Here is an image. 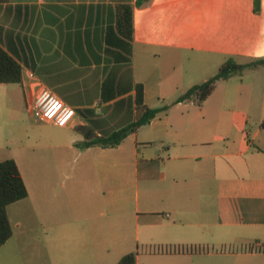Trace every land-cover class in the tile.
I'll list each match as a JSON object with an SVG mask.
<instances>
[{"label": "crops", "instance_id": "0c3cea01", "mask_svg": "<svg viewBox=\"0 0 264 264\" xmlns=\"http://www.w3.org/2000/svg\"><path fill=\"white\" fill-rule=\"evenodd\" d=\"M137 1L0 0V46L22 66L9 85L27 108L47 88L76 110L10 158L28 197L8 208L0 264H264V67L175 103L228 59L264 58V0ZM139 84L168 109L115 148H84L78 127L137 121Z\"/></svg>", "mask_w": 264, "mask_h": 264}, {"label": "trees", "instance_id": "16d2710c", "mask_svg": "<svg viewBox=\"0 0 264 264\" xmlns=\"http://www.w3.org/2000/svg\"><path fill=\"white\" fill-rule=\"evenodd\" d=\"M151 0H138L137 7H142ZM132 39V36H131ZM264 67V58L253 60L246 64H240L235 59H228L219 69V72L206 82L196 85L182 95L175 103L197 100L201 106L214 92L219 81L228 80L234 76H241L247 69ZM22 66L3 47L0 46V85L21 84ZM136 102L142 114L136 122L110 134L98 136L92 128L78 127L77 131L84 135L86 142L84 148L100 146L103 148H115L125 138L138 128L149 124L160 113L168 109L167 106L150 109L144 105V87L137 86ZM90 120L92 126L96 125L99 116L89 112H81ZM264 129V122L261 125ZM28 197V190L20 173L17 163L13 159L0 162V248L13 236V228L8 216L10 205L22 201ZM137 253L125 255L117 264H136Z\"/></svg>", "mask_w": 264, "mask_h": 264}, {"label": "rangeland", "instance_id": "374dc122", "mask_svg": "<svg viewBox=\"0 0 264 264\" xmlns=\"http://www.w3.org/2000/svg\"><path fill=\"white\" fill-rule=\"evenodd\" d=\"M194 77L202 80L200 74ZM49 129L31 117L19 89L14 85L0 86V162L13 156L25 159L31 147L41 145Z\"/></svg>", "mask_w": 264, "mask_h": 264}, {"label": "built area", "instance_id": "2783aa9c", "mask_svg": "<svg viewBox=\"0 0 264 264\" xmlns=\"http://www.w3.org/2000/svg\"><path fill=\"white\" fill-rule=\"evenodd\" d=\"M31 117L42 123L67 127L76 115V110L47 88L36 92L28 104Z\"/></svg>", "mask_w": 264, "mask_h": 264}]
</instances>
